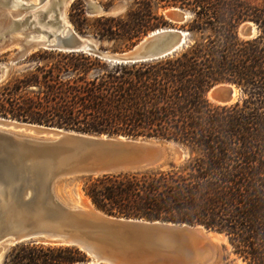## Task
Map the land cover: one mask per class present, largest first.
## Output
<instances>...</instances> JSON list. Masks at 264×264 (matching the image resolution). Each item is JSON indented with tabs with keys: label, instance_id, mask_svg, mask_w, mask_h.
I'll list each match as a JSON object with an SVG mask.
<instances>
[{
	"label": "trees",
	"instance_id": "16d2710c",
	"mask_svg": "<svg viewBox=\"0 0 264 264\" xmlns=\"http://www.w3.org/2000/svg\"><path fill=\"white\" fill-rule=\"evenodd\" d=\"M171 7L187 17L174 23ZM97 34L122 52L161 27L184 32L157 58L112 62L83 51L38 49L29 68L0 84V117L78 132L158 138L186 151L164 169L89 176L83 192L107 214L201 224L223 249L264 264V4L252 0H133L125 17L97 18ZM243 22L255 34H239ZM105 51L107 49H98ZM219 82L238 99L207 96ZM77 246L22 242L5 264H91Z\"/></svg>",
	"mask_w": 264,
	"mask_h": 264
},
{
	"label": "water",
	"instance_id": "95a60500",
	"mask_svg": "<svg viewBox=\"0 0 264 264\" xmlns=\"http://www.w3.org/2000/svg\"><path fill=\"white\" fill-rule=\"evenodd\" d=\"M0 1L3 6L12 2ZM22 1L15 0L12 13L16 16L11 15L9 25L0 29L2 52L11 45L12 32L22 30L26 24L33 26L23 27L25 35L14 61L33 50L47 49L91 52L112 62H133L171 53L184 40L182 30L161 27L144 35L129 49L112 53L98 50L89 38L79 36L67 25L58 32H47L46 39L37 40V32L46 31L29 16H20L21 11L35 6ZM51 4L58 24L61 0ZM124 7L119 2L104 10L90 3L88 13L114 14ZM165 15L175 23L187 17L177 7L168 8ZM255 32L250 22L239 27V34L244 37ZM8 68L7 64H0V81ZM235 89L228 82H219L208 90L207 96L213 103L230 104L239 97ZM167 142L178 145L167 139L84 133L0 117V253L9 246L31 241L77 246L90 256L91 264H208L216 249L209 233L216 232L201 224L111 215L83 200L68 204L55 192V183L64 177L101 176L154 167L164 160ZM175 154L179 157L182 152L175 150Z\"/></svg>",
	"mask_w": 264,
	"mask_h": 264
},
{
	"label": "rangeland",
	"instance_id": "374dc122",
	"mask_svg": "<svg viewBox=\"0 0 264 264\" xmlns=\"http://www.w3.org/2000/svg\"><path fill=\"white\" fill-rule=\"evenodd\" d=\"M132 1L133 0H72L65 10V15H66L65 19L70 22L74 31L77 34L83 37L89 38L97 49L103 48V49H107L105 51L109 52L110 48H113L115 47V45H117V41L104 39L97 34L98 31L94 27L96 25L100 26L101 24L97 21V18L102 15L107 16V17H119V16L125 17L126 10L129 7V5L132 3ZM252 1L259 3V4H264V0H252ZM119 2L124 3L125 7L124 9L120 10L117 13H114V14H109V13H104V12L95 13V14L88 13L90 9V3H94L95 5L100 6L102 9L108 10ZM1 8H3V5L0 4V24L6 27L8 25L7 23H9V18L7 16V12H5ZM29 11H31V9L26 11V13H28ZM53 11H54L53 8L50 7L47 12L46 17L49 18V15ZM44 22H45V19L42 20L41 24H44ZM51 23H53L54 26L57 25L55 24V20H52L46 26L51 28L52 27L50 25ZM54 26L52 28H54ZM19 50H20V41L15 39L11 42V45L9 46V48L0 52V64H7L9 66L7 73L5 77L0 81V84L6 80L20 77L26 70H28L29 68L28 59L26 60L18 59L14 61V57ZM125 50L127 49H124L122 51H125ZM33 51H36V50H33ZM178 145H176L175 143H171V142L165 143L164 160L160 164L154 167L144 169V170L164 169V168H167L169 164L171 163L180 164L187 155L183 147L181 145H179L180 147H178ZM175 150H181L182 155L178 157L175 154ZM144 170H141V171H144ZM88 177L89 176H73V177L61 178L55 183V192L62 201L68 204H72L75 200L78 199V193L84 194L82 188H83L84 182L88 179ZM226 244H227L226 239H225V243L216 242V249L214 252V257L208 264H237L239 261H242L239 258H235V256L232 253L228 254L227 253L228 251H225L223 249V245H226ZM12 247L13 246H9L8 248H5L0 253V264H5L6 256Z\"/></svg>",
	"mask_w": 264,
	"mask_h": 264
},
{
	"label": "bare ground",
	"instance_id": "6f19581e",
	"mask_svg": "<svg viewBox=\"0 0 264 264\" xmlns=\"http://www.w3.org/2000/svg\"><path fill=\"white\" fill-rule=\"evenodd\" d=\"M22 1V0H21ZM72 0H61V3H62V6L63 7H61V10H58L59 11V18L61 19V21H60V23H55V24H57L56 26H54L53 25V23H51L50 25L53 27L54 26V28H49L48 26H46L47 24H49L50 23V21H52V20H54V11L49 15V18H47L46 17V15H47V12H48V10H49V8L50 7H52V2H53V0L51 1V0H42L40 3H38L39 2V0L37 1V0H23L22 2L23 3H25V4H29V3H34L35 4V6H32V7H29L27 10H25V11H21V17H23V16H29V20H34V22H36V24H37V26H39L41 29H44L46 32H37V35L35 36V38L37 39V40H44V39H46V36H47V32H51V33H53V32H55V31H59L60 30V28L62 29V26H64V25H67V26H69L70 28H72V26H71V24H70V22L69 21H67L66 19H65V10H66V8H67V6L69 5V3L71 2ZM14 2H15V0H12V2H10V5H6V7L5 6H3V8H1V9H3L5 12H7V16H8V18H9V21H10V19H11V15H14V16H16V14H13L12 12H14L13 11V9H12V6L14 5ZM0 4H1V1H0ZM57 7H56V9L58 8V5H56ZM29 9H31V11H29L28 13H26V11H28ZM38 11H40V12H38ZM15 13V12H14ZM43 13H45L44 15V17H42V14ZM164 14H166V10L164 11ZM45 19V22H44V24H41L42 23V20H44ZM51 19V20H50ZM50 20V21H49ZM8 25H9V23H7ZM252 26H253V28L255 29V27H254V25L252 24V23H250ZM7 25V26H8ZM28 24H26V25H24L25 27L27 26ZM6 26V27H7ZM23 26V27H24ZM28 26H30V27H33L32 25H28ZM3 27V28H2ZM6 27H4L3 25H1L0 24V29L2 28V29H5ZM23 27L21 28L22 30H23ZM22 30H18V31H14V32H12L11 34H10V37H9V41H10V44H11V42L13 41V40H18V41H20L21 42V38H23V35H25L24 33H23V31ZM74 30V29H73ZM76 33V32H75ZM77 34V33H76ZM79 35V34H78ZM33 36V34H30V38ZM80 36V35H79ZM82 41L85 43V44H87V45H89V43H88V41L87 40H85V39H82ZM10 44H8L7 43V45H10ZM95 46V45H94ZM235 93L237 94V90L235 89ZM209 99H210V97H209ZM79 200H83V202L85 203V204H87V205H89V206H91V207H94V205L92 204V202H91V200L87 197V196H85L84 194H81V193H78V200H77V203L79 202ZM210 234V236H211V240H213L214 241V243L216 244V242H224L225 243V237L223 236V235H220V234H218V233H209ZM213 252H215V250H213ZM237 264H244V262L243 261H239Z\"/></svg>",
	"mask_w": 264,
	"mask_h": 264
}]
</instances>
